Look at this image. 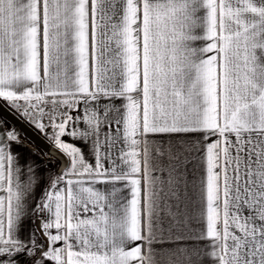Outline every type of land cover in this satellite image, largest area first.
Here are the masks:
<instances>
[{"label":"snow or ice","instance_id":"1","mask_svg":"<svg viewBox=\"0 0 264 264\" xmlns=\"http://www.w3.org/2000/svg\"><path fill=\"white\" fill-rule=\"evenodd\" d=\"M0 98L69 161L2 127L0 264H156L193 155L185 264H264V0H0Z\"/></svg>","mask_w":264,"mask_h":264},{"label":"crops","instance_id":"2","mask_svg":"<svg viewBox=\"0 0 264 264\" xmlns=\"http://www.w3.org/2000/svg\"><path fill=\"white\" fill-rule=\"evenodd\" d=\"M255 2L259 3V0H255ZM3 126L19 130L25 142L28 143L32 149H35L37 155L34 156V158L38 162H41V157L44 154H48L47 151L32 141L18 126L14 125L0 114V130H2ZM65 139L67 142H71L69 138ZM212 139L214 140L215 137ZM57 162L59 164L58 159ZM37 171L42 175L44 169H38ZM156 175H160V173H156ZM168 175L171 176V180L160 184L156 190L157 205L160 211L156 213L154 223H163V231L165 234L160 236L152 244L154 259H156V264H185L187 253L194 241L181 239L180 237L186 234V227L189 221L181 218L179 223L173 224L169 216H171L172 210L175 209L187 210L188 215L194 216L196 209L199 207L197 216L199 217V223L205 225L203 231L206 233V205L202 199L203 188L200 186L202 180L197 156L193 155L183 160L177 175H173L172 173ZM37 188L39 189V185ZM39 190L40 191H36L34 194L37 196L42 194V189ZM164 209L168 210L167 215H165ZM245 215H247V212H245ZM197 231H201V229L198 228ZM138 244L142 247V251L146 253L147 245L146 243L141 244V242H129L126 246V250H130L131 247L137 246ZM205 250H210V241H208V238H206ZM205 260H207V257H205Z\"/></svg>","mask_w":264,"mask_h":264},{"label":"water","instance_id":"3","mask_svg":"<svg viewBox=\"0 0 264 264\" xmlns=\"http://www.w3.org/2000/svg\"><path fill=\"white\" fill-rule=\"evenodd\" d=\"M0 114H2L7 120L14 125L18 126L32 141L39 145L42 149L51 153L52 156L59 160V164L63 167H67L68 158L65 157L58 150L54 149L52 144L46 140L42 134L35 130L32 126L26 123L18 113L11 109L7 103L2 102L0 98Z\"/></svg>","mask_w":264,"mask_h":264}]
</instances>
